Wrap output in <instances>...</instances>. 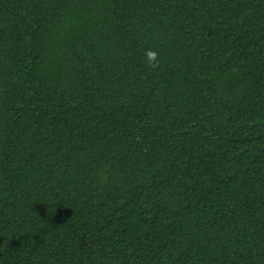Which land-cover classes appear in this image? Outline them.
I'll list each match as a JSON object with an SVG mask.
<instances>
[{"label":"trees","instance_id":"trees-1","mask_svg":"<svg viewBox=\"0 0 264 264\" xmlns=\"http://www.w3.org/2000/svg\"><path fill=\"white\" fill-rule=\"evenodd\" d=\"M0 264H264V0H0Z\"/></svg>","mask_w":264,"mask_h":264},{"label":"clouds","instance_id":"clouds-1","mask_svg":"<svg viewBox=\"0 0 264 264\" xmlns=\"http://www.w3.org/2000/svg\"><path fill=\"white\" fill-rule=\"evenodd\" d=\"M146 62L149 66L158 67L159 66V53L154 49L145 50Z\"/></svg>","mask_w":264,"mask_h":264}]
</instances>
